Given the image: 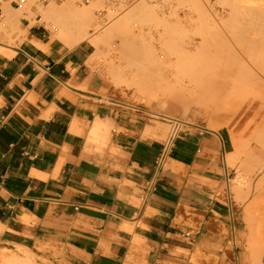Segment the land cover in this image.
Listing matches in <instances>:
<instances>
[{"label":"crops","instance_id":"1","mask_svg":"<svg viewBox=\"0 0 264 264\" xmlns=\"http://www.w3.org/2000/svg\"><path fill=\"white\" fill-rule=\"evenodd\" d=\"M41 20L0 49V264H235L222 135L144 136L92 47Z\"/></svg>","mask_w":264,"mask_h":264},{"label":"rangeland","instance_id":"2","mask_svg":"<svg viewBox=\"0 0 264 264\" xmlns=\"http://www.w3.org/2000/svg\"><path fill=\"white\" fill-rule=\"evenodd\" d=\"M65 1L67 2L68 0L54 1L46 6L36 5L34 2H31V4L29 2V4H31L30 8L33 15L31 13H27L25 8L23 10H11H13L12 14L18 13V16L22 14V17L20 16V20L23 18L28 20L32 19V26L38 24L36 23V21H34V18L37 15H40V9H47L51 6L61 7L62 5L66 4ZM70 1H73L72 3L74 7L77 6V8H75L79 10L87 8L88 6H93V17L88 27V32L90 34L93 33L92 35L94 37L95 35H97V38L95 37L97 40L99 37V41H102L103 39L104 41L101 42L102 45L101 43L99 44V41H97V43L96 41H92V43H90L91 41L87 40L83 43L88 44L92 47V60L97 61V63L105 69L110 87L113 90V96L118 97L119 95V97L124 101L125 110H135V113L140 115L142 123L153 126L152 132H146L144 136H151L170 145L174 139L181 137L182 133H184L187 127L191 125L202 127L204 131L220 133L222 135L226 146V153H224L223 157L227 168L231 172L228 185L230 187V193L233 196L232 200L234 201V205L237 209L238 214L240 215L241 221V229L237 231L235 264H264V147H262L261 144L255 139H252L249 133L245 131L243 124L248 117L244 118V116L242 117L241 114H236L237 112L235 113V110L238 109L235 104L238 102L234 101H237L236 98H238L240 95L244 96V93H231V91L221 93L220 95H215V93L212 95L210 93L209 95L207 94V98V95L201 94L200 92L205 84H209L211 88L209 90H211L212 92V86L215 82L224 83L227 81L226 84L231 87L235 85L239 87L241 85L240 88L249 87L251 77L250 70L255 72L259 71L257 64L253 62V57L255 56L252 55H256L258 49H264V0H132L133 2L131 4L123 6L121 5V7H119V11L115 14L114 17L117 18L113 19L107 24L100 23L97 18V11L101 10L104 7L107 0H95V2L93 1L91 5L82 6H79L76 3V0ZM94 5L97 7H95ZM5 7L6 4L3 6L2 14L0 15V22L2 21V24L0 23V26L3 27H6L4 26L6 16ZM135 7H139L141 8V10H139L138 12H134L133 10H135ZM129 14H131V16ZM126 16H128L129 19H125V22H122L124 20L123 18H125ZM45 18H42L39 23H43L44 26L52 32V34H56L54 29L55 24L52 23L48 18L46 19L47 21L49 20V22H46V20H44ZM123 23L125 24V26L127 24V29L131 30L132 36L135 37L137 35L138 37V35L142 33V35L145 36V38H143L146 41L145 45L147 46L148 44L152 43L153 46L155 45L154 47L155 49H157L156 51L161 54V58L165 57V59L169 60V62L166 61L168 65H163L165 69L162 67L163 69H157L153 73L157 80L161 78L158 81L161 90L163 91L166 88V90H164V93L162 92L163 94L160 93L159 96H155V94L150 93L149 91L146 97V93L143 94V92L138 90V85H135L137 80L139 79V75L141 72V69L139 70V68L137 67H144L145 65V68L142 69H146L147 73L150 72L149 74L151 75V71L150 69H148L150 65L147 63V61L146 63L144 61L139 62H144V64L141 65L137 62L140 66H137V63H135V61H137L134 59L137 56L135 52H138L136 51L138 50L136 47H138L139 49H144L146 46L144 45V47L141 44V47L138 42L140 41L138 38L134 39L131 36V32L128 35V33L124 31V29H120L119 26L121 25L120 27H122ZM116 25V29L119 28L118 31H116L115 29ZM112 26L114 27L113 29H115V31L111 30ZM4 30L5 28H0V49H2V47H5L6 44L15 46L22 43L24 35L26 33L25 28L22 24L21 28L15 27L12 29V34L10 35V37L9 35H6L7 33L4 32ZM126 34L128 35V37L131 36V40L130 38H127V40H130L129 42L126 40V42L128 43L124 42ZM53 36L56 38L55 35ZM132 40L136 43L132 42ZM257 40H261L262 44H260V47L257 46L258 48L256 47L255 49H252L249 43ZM63 43L65 44V42ZM128 44L131 47L127 46V49L125 48V45ZM65 45L69 47L67 43ZM159 47H161L162 49L159 50ZM163 47L167 50L171 48L172 52L170 49L171 53H169V51L164 50ZM134 48L136 50H134ZM99 49L102 50H100L101 52H103L102 54H100L101 52L99 51ZM125 49L130 52H124ZM130 54L131 58L134 54V60H131V58H129ZM165 54H167V56ZM191 56L193 57L190 60ZM181 57L183 58V62H180V60L182 59ZM165 59L162 58L161 60ZM186 59H188L189 61L187 60L188 62H185L188 63L187 65H191V68H189L186 64H183L184 60ZM132 61L133 63L131 64ZM177 62H180L179 65H181L182 63V66L180 67H183L184 65L185 68L183 67L182 69H180V67H178L179 65H176L178 64ZM190 62L191 64H189ZM194 63H196L197 67L196 65H194ZM197 63H200V67L204 66L203 70ZM146 64L149 65L148 68V65ZM185 65L188 69H186ZM159 67H161V65ZM174 67H176V69ZM206 67L209 68L206 69ZM248 68H250L249 71ZM135 69L137 70L135 71ZM183 69L186 72H183ZM113 70L115 71V74L113 73ZM187 70H190L191 73ZM196 72V75L199 77L198 78L196 76L197 80H195L196 77H193ZM203 72L205 73L203 74ZM119 73L121 75H119ZM141 73L143 74V71ZM157 73H162L159 75H165V77L160 76V78H157L159 76ZM182 73L187 74L186 76H184V74ZM125 74L126 76L124 79L123 75ZM149 74L145 75L149 76ZM190 74H192V78L189 76ZM245 74L246 77L244 76ZM114 75H117V77H115ZM175 75H177L178 78L175 77ZM200 76L202 79L200 78ZM235 76L237 77V80H235ZM119 77L121 79H119ZM135 77L137 78V80ZM166 78L170 80H167ZM175 78L177 84L175 83L176 81H174ZM260 78L264 81V76H260ZM153 79L155 78L153 77ZM131 81L134 82L132 83ZM194 81L195 83L196 81L198 82L196 83L197 85L193 84ZM199 81L203 83H199ZM234 81L236 82L235 85ZM238 81H240L241 83H238ZM245 82H247V84ZM123 83L126 85H124ZM162 83L165 84L162 85ZM245 84L248 85V87H246ZM258 84L259 87H261V83L259 82ZM181 86L183 87V90ZM191 87L195 91L191 89ZM174 88L176 90L179 88V90L181 91L177 90V93H175L176 90ZM184 88L186 91H184ZM182 91L183 93L185 92V96L187 95V100L189 96L191 98V96L194 94H192V92H196V95L194 94L192 96V98H194H191L192 100L189 99L188 101H176V99H179V97L183 95V93H181ZM179 92L182 95H180ZM173 93H175L174 96L178 98L174 97ZM228 93H230L233 97H230V94ZM234 94L235 96H237L236 98H234ZM200 95L203 97L201 98ZM170 96L176 99H171ZM204 96H206L205 98L207 99V101L206 99H203ZM209 98L213 99L210 100ZM217 98L218 100H220L221 98L223 101L220 100V102L217 100ZM240 99L241 98H238V100ZM242 99L244 100L243 97ZM228 100H231L230 102L233 103V106L232 104L230 105V102ZM243 100H241V103ZM200 101L203 102L201 103ZM212 101L214 102L213 104ZM205 102L208 103L207 106L208 108L210 107V111H206V109L208 108H205ZM220 103L221 105L219 106L218 104ZM241 103L239 102L240 107L244 106L245 104H250L251 106L254 105L252 102L242 103V105ZM172 104L176 105V108L178 109H173ZM215 105L217 106V111L212 109H215ZM256 105L252 106V112L254 113L257 111V109L253 110V108H258L256 107ZM219 107L220 111L218 110ZM232 107L234 109H232ZM213 111H216L217 113H214ZM219 112L222 113L220 114ZM223 116L226 118H224ZM235 121L239 123V128L238 131L233 134L229 131L231 130V125H234L233 123L236 124ZM224 123H227V126H225L226 124L224 125ZM230 133H232L233 135H231ZM220 145H223L222 140ZM231 154L233 157L232 162L229 159ZM257 259L259 261H257Z\"/></svg>","mask_w":264,"mask_h":264},{"label":"bare ground","instance_id":"3","mask_svg":"<svg viewBox=\"0 0 264 264\" xmlns=\"http://www.w3.org/2000/svg\"><path fill=\"white\" fill-rule=\"evenodd\" d=\"M94 2H95V0H93ZM97 1V0H96ZM32 2V1H31ZM30 2V3H31ZM66 2V1H65ZM73 1H70V0H68L67 2H66V4H64V5H62L61 7H56V6H51L50 8H47V9H40V15L41 16H43L42 18H48L52 23H54L55 24V26H54V29H55V32H56V34L54 33L53 35H55L56 36V38H58V39H60V41H62V42H65V44L67 43V45L70 47V48H74L75 46H77L78 44H80V43H82V42H84V41H91L90 43H92V41L93 42H95L96 41V43H97V41H99V37H98V40L96 39L97 38V35H95V37L92 35V34H90L89 32H88V27H89V25H90V23H91V21H92V17H93V12H92V8H93V6L91 7V6H88L87 8H84V9H81V10H79V9H76L77 8V6H75L74 7V5H73V3H72ZM33 3V2H32ZM31 3V4H32ZM93 3V2H92ZM97 3V2H96ZM31 4H29L28 3V5L25 7V10H26V12L27 13H31L32 15H33V13L31 12V8H30V5ZM91 5V4H90ZM95 6V5H94ZM41 7V6H40ZM95 7H97V6H95ZM121 7V6H120ZM11 9H14V8H11L10 6H9V4L7 3L6 4V7H5V25L4 26H6V27H3V26H0V28L2 27V28H5V30H4V32H6L5 34L8 36L9 35V37H10V35L12 34V29L13 28H15V27H17V28H21V20H20V16L22 17V14H20V16H18V13H15V14H17V15H15V14H12L13 12V10H11ZM14 10H16V9H14ZM23 10V9H22ZM24 10V11H25ZM39 10V9H38ZM124 10V9H123ZM139 10H141V8H139V7H135V10H133L134 12H138ZM122 12V11H121ZM134 12H132V13H134ZM28 15V14H27ZM130 16H131V14H129ZM128 15V16H129ZM136 15V14H135ZM128 16H126L125 18H123L124 20L122 21V20H120V21H122V22H125V19L127 20V19H129V17ZM25 17V16H24ZM128 17V18H127ZM44 19V20H46V22H49V20L47 21V19ZM117 18V17H116ZM116 18H114V19H116ZM2 22V21H1ZM0 22V23H1ZM2 24V23H1ZM120 24V23H119ZM121 26V25H120ZM119 26V28L120 29H124V31L126 32V33H128V35L130 34V32H131V30H128L127 29V24H126V26H125V24L123 23V28L122 27H120ZM49 27H50V24H49ZM116 27H117V25L115 26V29H116ZM51 28H52V26H51ZM114 27L112 26V28H111V30H113V31H115V29H113ZM118 28V29H119ZM118 29H116V31H118ZM3 30V29H2ZM107 31H109V30H107ZM122 31V30H121ZM123 31V32H124ZM105 33V32H104ZM117 33V32H116ZM135 33V32H134ZM118 34V33H117ZM121 34V33H120ZM136 34V33H135ZM137 34H138V32H137ZM128 35L126 34V38H125V40H124V42L125 43H128L130 40H131V36H132V32H131V36H129L128 37ZM134 35V34H133ZM148 37V36H147ZM127 38L129 39L130 38V40H127ZM132 38H134V39H139L140 41H138L139 42V44L141 45H145L146 44V41H145V39H143V38H145V36L144 35H142V33H140L139 35H138V37H137V35L134 37V36H132ZM264 38V37H263ZM133 39V40H134ZM149 39V38H148ZM101 40V39H100ZM126 40L128 41V42H126ZM132 40V42H134ZM102 41H104V39L102 40ZM102 41H99V44L102 42ZM137 41V40H136ZM166 41H167V39H166ZM248 41V40H247ZM104 43V42H103ZM124 43V44H125ZM134 43H136V42H134ZM133 43V44H134ZM148 43V42H147ZM151 43V42H150ZM170 43V42H169ZM130 44H131V42H130ZM132 44V45H133ZM138 44V43H137ZM166 44V43H165ZM260 44H262V41L261 40H257V41H252V42H250L249 43V45L251 46V48L252 49H255L257 46L258 47H260ZM101 45H102V43H101ZM135 45V44H134ZM142 45H141V47H142ZM167 45V44H166ZM126 47L125 48H127V46H129V44L128 45H125ZM146 46V45H145ZM144 46V47H145ZM155 46V45H154ZM153 45H152V43L151 44H148L144 49L142 48V49H139L138 47H136L138 50H136L135 48H134V50H136V51H138V52H135V54L137 55H135L136 57H137V59H136V57L134 58L135 60H137V61H135V63H139V62H142V61H144L145 63H146V61H147V63L150 65V67H149V65L148 64H146V65H148L147 66V68L148 69H150V71H151V75L149 74L150 72H148L147 73V70L145 69V70H143L142 68H145V65H144V67H137V68H139V70L141 69V72L143 71V74L140 72V75H139V79L137 80V78H136V80H137V82H136V80H135V82H136V86L138 85V90L139 91H141V92H143V94H145V96L149 93V91H150V93H153V94H155V96H159L160 95V93L161 94H163L164 93V90H166V88L164 89L163 87V91L161 90V88L159 87V83H158V81L161 79L160 78V76L161 75H159V74H162V73H157L159 76L157 77V78H160L159 80H157L156 79V77L154 76V71L155 70H157V69H160V68H164L165 69V67L163 66V65H168L167 63H166V61L167 62H169V60H167V59H165V57H162L163 59H165V60H161L162 58H161V54H159L156 50L157 49H155V47H154ZM262 46V45H261ZM129 47H131V46H129ZM257 47V48H258ZM168 48V47H167ZM121 49V48H120ZM128 49V48H127ZM127 49H125V51L124 52H126V53H129L130 51H128ZM130 49V48H129ZM160 49H162L161 47H159V50ZM163 49L164 50H167L166 48H164L163 47ZM171 49V48H170ZM170 49L169 50H167V51H169V53H171L172 52V49H171V52H170ZM101 49H99V51H100ZM127 50V51H126ZM131 50V49H130ZM257 50V49H256ZM102 51V50H101ZM100 51V52H101ZM123 51V50H122ZM163 51V50H162ZM132 52V51H131ZM166 52V51H165ZM96 53V52H95ZM103 52H101L100 54H102ZM255 53V52H254ZM106 54V53H105ZM104 54V55H105ZM122 54H124V53H122ZM132 54V53H131ZM131 54H130V57L129 58H131ZM176 54V53H175ZM188 54V53H187ZM166 56H167V54H165ZM123 56V55H122ZM128 56V55H127ZM170 56H171V54H170ZM252 56H255V57H253V62L255 63V64H257V67H258V69H259V71H252V70H250L251 72V77H250V85H249V87H248V85H246L247 84V82H245L246 84V87H248V88H245V90H244V88H240L241 87V85H240V87L239 86H237V85H235L236 84V82L234 83V85L235 86H233V87H231V86H229V85H227L226 83H227V81L226 82H222V83H220V82H215L214 84H213V88H212V92H211V90H209V89H211L210 88V86H209V84H205V86L203 87V89H199L200 90V92H201V94H205V95H209L210 93L213 95L214 93H215V95H220L221 93H224V92H228V91H231V93H233V92H235V93H244L243 95L246 97H244V96H242V95H240V96H242L243 98H244V100L242 99V97H238V98H241L240 100H238V98H236L237 96H235V94H234V98H236L237 99V101H234V100H232V101H234V102H238V103H236L235 104V106L238 108V109H236L235 110V113L236 114H241L242 115V117L244 116V118L245 117H248V118H246V121H245V123L243 124V126H244V128H245V131L246 132H248L249 133V135H250V137L252 138V139H255L257 142H259L260 144H261V146L262 147H264V81L260 78V76H264V49H262V50H259L258 49V52H256V55H252ZM133 57H134V54H133V56H132V58H131V60H134L133 59ZM192 57L193 56H191L190 57V60L192 59ZM125 58V57H124ZM126 58H128V57H126ZM182 58V57H181ZM187 58V57H186ZM131 60H129V61H131ZM139 60V61H138ZM177 60H179V59H177ZM183 60V58L180 60V62ZM188 59H186V60H184V63L183 64H188L187 62L189 61H187ZM185 61H187V62H185ZM193 61V60H192ZM144 62L143 63H139L140 65L141 64H144ZM180 62H177L178 64H176V65H179V63ZM183 62V61H182ZM129 63V62H128ZM133 63V61L131 62V64ZM134 63V64H135ZM138 63H137V66H140V65H138ZM189 64H191V62L189 63ZM198 65H199V67H200V63H197ZM129 65V64H128ZM136 65V64H135ZM161 65V67H159V66ZM175 65V66H176ZM185 65V66H186ZM194 65H196V63H194ZM132 66H134V65H132ZM143 66V65H142ZM180 66H182V63H181V65H179L178 67H180ZM189 68H191L189 65H187ZM187 66H186V69H188L187 68ZM203 66V65H202ZM207 66V65H206ZM130 67V66H129ZM183 67H184V65H183ZM183 67H180V69H182ZM196 67H197V65H196ZM204 67V66H203ZM203 67H200L202 70H203ZM123 68V67H122ZM132 68V67H131ZM134 68V67H133ZM162 68V69H163ZM175 69H176V67H174ZM185 68V67H184ZM209 67H206V69H208ZM120 69V68H119ZM172 69V68H171ZM180 69H179V72H180ZM205 69V68H204ZM249 69L250 68H248V71H249ZM128 70V69H127ZM137 69H135V71H136ZM191 70V69H190ZM190 70H187V71H190ZM122 71V70H121ZM125 71V70H124ZM146 71V72H145ZM183 72H186L184 69L182 70ZM247 71V70H246ZM115 71L113 70V73H114ZM118 72H120V71H118ZM126 72H128V71H126ZM145 72V73H144ZM157 72V71H156ZM161 72V71H160ZM168 72V71H167ZM172 72V71H171ZM178 72V71H177ZM220 72V71H219ZM261 72V73H260ZM124 73V72H123ZM139 73V72H138ZM190 73H191V71H190ZM205 72H203V74H204ZM115 74V73H114ZM133 74H134V72H133ZM145 74H149V76L148 75H145ZM179 74V73H178ZM182 74H184V76H186V74L185 73H182ZM181 74V75H182ZM197 72L195 73V75L193 76V77H196L197 75ZM119 75H121L120 73H119ZM129 75V74H128ZM142 75V76H141ZM170 75H172V74H170ZM169 75V76H170ZM115 76V75H114ZM113 76V77H114ZM125 76H126V74L125 75H123V78L125 79ZM136 76V75H135ZM141 76V77H140ZM152 76V77H151ZM162 76H164L165 77V75H162ZM161 76V77H162ZM190 77L192 76V74H190L189 75ZM232 76V75H231ZM240 76V75H239ZM245 77H246V74L244 75ZM115 77H117V75L115 76ZM130 77V76H129ZM153 77L155 78V79H153ZM171 77V76H170ZM169 77V78H170ZM175 77H177V75H175ZM183 77V76H182ZM181 77V78H182ZM198 77V76H197ZM197 77H196V79L195 80H197ZM236 77V76H235ZM248 77V76H247ZM122 78V79H123ZM128 78V77H127ZM173 78V77H172ZM178 78V77H177ZM189 78V77H188ZM187 78V79H188ZM192 78V77H191ZM190 78V79H191ZM199 78V77H198ZM200 78H201V76H200ZM240 78V77H239ZM249 78V77H248ZM113 79V78H112ZM114 79H116V78H114ZM119 79H121L120 77H119ZM130 79H133V78H130ZM129 79V80H130ZM163 79V78H162ZM167 79V78H166ZM165 79V80H166ZM202 79V78H201ZM229 79H231V78H229ZM235 79V78H234ZM233 79V80H234ZM246 79V78H245ZM117 80H118V78H117ZM167 80H170V79H167ZM174 80V79H173ZM178 80V79H177ZM180 80V79H179ZM194 80V79H193ZM228 80V79H227ZM235 80H237V77H236V79ZM239 80V79H238ZM244 80V79H243ZM246 80H248V79H246ZM126 81V80H125ZM128 81V80H127ZM163 81V80H162ZM162 81H160V82H162ZM174 81H176V78H175V80ZM181 81V80H180ZM192 81V80H191ZM203 81V80H202ZM249 81V80H248ZM115 82H116V80H115ZM124 82V81H123ZM129 82V81H128ZM132 82V81H131ZM130 82V83H131ZM134 82V81H133ZM132 82V83H133ZM164 82V81H163ZM182 82V81H181ZM240 81H238V83H239ZM261 83V87H259V84L258 83ZM117 83H118V81H117ZM117 83H115V84H117ZM176 84H177V81L175 82ZM183 83V82H182ZM191 83V82H190ZM196 83H198L197 81H196ZM195 83V81L193 82V84H195V85H197ZM199 83H203V82H200L199 81ZM232 83V82H231ZM230 83V84H231ZM241 83V82H240ZM243 83V82H242ZM124 84V83H123ZM163 84H165V83H162V85ZM180 84V83H179ZM189 84V83H188ZM229 84V83H228ZM244 84V83H243ZM243 84H242V87H243ZM124 85H126V84H124ZM128 85V84H127ZM129 85H131V84H129ZM175 85V84H174ZM173 85V86H174ZM190 85V84H189ZM201 85V84H200ZM212 85V84H211ZM166 86V85H165ZM168 86H169V84H168ZM130 87H132V86H130ZM167 87V86H166ZM180 87V86H179ZM182 87V86H181ZM193 87V86H192ZM191 87V89H193ZM169 88H172V87H169ZM169 88H167V89H169ZM175 89V88H174ZM190 89V90H191ZM247 89V90H246ZM176 90V89H175ZM178 91H181V90H179V88L177 89ZM177 90H176V92L175 93H177ZM182 90H183V87H182ZM188 90V89H187ZM194 90V89H193ZM170 91V90H169ZM174 91V90H173ZM172 91V92H173ZM184 91H186L185 90V88H184ZM195 91V90H194ZM163 92V93H162ZM171 92V91H170ZM168 93V92H167ZM175 93H173V96H174V94ZM181 93H183V91L181 92ZM185 93V92H184ZM183 93V95L182 94H180V92H179V94L180 95H182V96H180L179 97V99H176V98H178V97H176V96H174V97H176V98H173L172 96H170L171 97V99L173 98L174 100L176 99V101H188L189 99H191L192 98V96L195 94L196 95V92H192V96H191V98H190V96H189V98H188V100L186 99V96H185V94ZM187 93V92H186ZM240 93V94H241ZM142 94V93H141ZM170 94V93H169ZM228 94H230V93H228ZM227 94V95H228ZM208 95H207V98H208ZM237 95V94H236ZM163 96V95H162ZM166 96V95H165ZM169 96V95H168ZM201 96V95H200ZM200 96H199V98H200ZM147 97V96H146ZM164 97V96H163ZM167 97V96H166ZM203 96H201V98H202ZM206 96H204V98L203 99H206L205 98ZM217 97V96H216ZM219 97V96H218ZM226 97V96H225ZM229 97V96H228ZM230 97H233L231 94H230ZM229 97V98H230ZM169 98V97H168ZM214 98V97H213ZM213 98H211V99H213ZM167 99V98H166ZM192 99H194V98H192ZM191 99V100H192ZM198 99V98H197ZM196 99V100H197ZM210 99V98H209ZM210 99V100H211ZM228 99V98H227ZM232 99V98H231ZM217 100H218V98H217ZM220 100H222L221 98H220ZM220 100H218V101H220ZM241 100H243L242 101V103H247V102H249V103H253L254 105H252V106H255L256 104H258V105H256V107H258V108H253V110L254 109H257V111L254 113V112H252V106L249 104H243L244 106H241L240 107V104H239V102L241 103ZM198 101V100H197ZM203 101H205V100H203ZM202 101V102H203ZM206 101H207V99H206ZM209 101V100H208ZM215 101V100H214ZM223 101V100H222ZM229 101V100H228ZM231 101V100H230ZM229 101V102H230ZM201 102V101H200ZM201 102V103H202ZM210 102V101H209ZM221 102V101H220ZM200 103V104H201ZM206 103V102H205ZM214 102L212 101V104H213ZM218 103V102H217ZM217 103H216V105H217ZM242 103H241V105H242ZM207 104L208 103H206V106H207ZM225 104V103H224ZM226 104H229V103H226ZM232 104V106H233V103H231L230 102V105ZM215 105V109L214 108H212L213 110H216L217 111V106ZM219 106L221 105V103L220 104H218ZM205 106V108H208V106L206 107ZM231 108V107H230ZM260 108V109H259ZM209 109V110H208ZM208 109H206V111H210L211 109H210V107L208 108ZM232 109H234L233 107H232ZM259 109V110H258ZM218 110L220 111V107L218 108ZM216 111H213L214 113L216 112ZM232 111V110H231ZM234 111V110H233ZM246 112V113H245ZM205 113V112H204ZM209 113V112H208ZM207 113V114H208ZM212 113V112H211ZM217 113V112H216ZM220 113V112H219ZM218 113V114H219ZM222 113V112H221ZM220 113V114H221ZM206 114V113H205ZM153 115H155V114H153ZM158 115V114H157ZM240 115V116H241ZM224 117V116H223ZM230 117V116H229ZM169 118V117H168ZM224 118H226V117H224ZM229 119V118H228ZM232 119V118H231ZM231 119H230V121H231ZM248 119V120H247ZM174 120V119H173ZM176 120V119H175ZM227 120V119H226ZM187 122V121H186ZM227 122V121H226ZM229 122V121H228ZM236 122V121H235ZM179 123H180V121H179ZM226 124V125H225ZM234 125H231V130L229 131V132H232L233 134H235L237 131H238V128H239V123H237L236 122V124L235 123H233ZM171 125V124H170ZM224 125L225 126H227V123H224ZM177 126H178V124H177ZM213 126V125H212ZM211 126V127H212ZM165 127V126H164ZM210 128V127H209ZM213 128V127H212ZM158 129V128H157ZM154 132V131H153ZM232 133H230L231 135H233ZM234 154V153H233ZM233 158V157H232ZM232 161V160H231ZM254 232H255V230H254ZM259 233V232H258ZM256 234H257V232H256ZM255 235V234H254ZM259 235V234H258ZM258 237V236H257ZM254 239H256V238H254ZM12 254V253H11ZM11 258L13 259V260H15V257H10V258H8V263H9V259H10V262H11ZM259 259V258H258ZM257 259V261H259ZM12 260V261H13ZM16 261V260H15ZM14 261V262H15ZM22 262V261H21ZM20 262V263H21ZM24 263H26L25 261H23ZM23 262H22V264H23ZM29 262V261H28ZM261 262V261H260ZM13 263V262H12ZM18 264H19V262H17ZM32 263V262H31ZM262 263V262H261ZM27 264V263H26ZM30 264V263H29ZM33 264V263H32ZM258 264H260V263H258Z\"/></svg>","mask_w":264,"mask_h":264},{"label":"built area","instance_id":"4","mask_svg":"<svg viewBox=\"0 0 264 264\" xmlns=\"http://www.w3.org/2000/svg\"><path fill=\"white\" fill-rule=\"evenodd\" d=\"M34 2L36 5L46 6L54 1L60 0H0V15L5 4H9L16 10H22L26 7L29 2ZM93 0H76V3L79 6L90 5ZM132 0H107L104 7L97 11V18L100 23L107 24L112 21L115 17V14L119 11V7L122 5L131 4ZM40 16V20H41Z\"/></svg>","mask_w":264,"mask_h":264}]
</instances>
